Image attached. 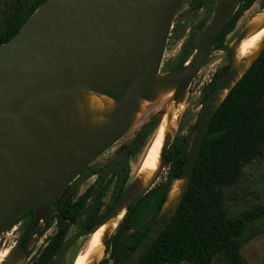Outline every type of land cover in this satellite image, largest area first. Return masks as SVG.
Masks as SVG:
<instances>
[{
  "label": "water",
  "instance_id": "obj_1",
  "mask_svg": "<svg viewBox=\"0 0 264 264\" xmlns=\"http://www.w3.org/2000/svg\"><path fill=\"white\" fill-rule=\"evenodd\" d=\"M114 1L118 6L111 9L107 0H85L90 25L82 26L73 18V7L79 0H45L20 30L0 46V148H4L11 159L9 171L0 159V234L27 210L40 206L37 203L59 181L52 200L41 204L43 209H35V222L44 220L64 190L127 131L135 100L147 96L160 71L171 27L185 0ZM263 11L264 7L256 15ZM229 13L225 4H216L194 60L188 65L187 61L166 78L168 83L178 84L175 100L185 93L211 53L222 49L214 45L234 14ZM235 76L231 67L204 106L187 168L180 177L187 178L188 185L211 119L219 107L213 109L215 96ZM79 90L102 93L117 102L114 119L100 137L78 128L61 130L51 101ZM8 116L16 117L19 124V144L15 152H10L1 141L2 125ZM87 143L93 146L83 150ZM170 145L162 153L163 164ZM72 147L82 152L80 160L69 157ZM67 169L69 174L65 175ZM175 180L154 228L123 264H140L175 215L180 203L175 211L172 204L166 208ZM131 187L132 184L114 210L91 233L104 224L126 198L130 203L137 194H131ZM168 213L170 217L166 216Z\"/></svg>",
  "mask_w": 264,
  "mask_h": 264
},
{
  "label": "trees",
  "instance_id": "obj_2",
  "mask_svg": "<svg viewBox=\"0 0 264 264\" xmlns=\"http://www.w3.org/2000/svg\"><path fill=\"white\" fill-rule=\"evenodd\" d=\"M45 0H16L4 31L0 33V46L9 41ZM256 0H241L236 12L229 19L215 42V47L227 48L231 60L232 50L225 39L238 24L240 18ZM192 10L209 6L210 15L198 27L204 30L215 11V0H190ZM264 7V0L260 1ZM27 8L28 12L23 13ZM182 68L193 55L191 46L183 47ZM230 71L229 64L216 72L205 87L204 100L223 81ZM198 121L187 135L175 136L165 155L169 170L165 181L150 187L141 195H135L127 206L125 216L107 242L109 255L100 264H123L140 247L157 223L173 181L183 176L190 157L192 133ZM143 141L137 138L134 147L140 149ZM134 153V151H132ZM264 155V49L246 73L230 90L214 113L196 165L195 173L182 197L175 215L140 264H213L217 258L226 257L227 264H245L241 249L247 242L255 220L263 214V207L256 206L240 216L230 217L224 205V188L235 185L242 177L243 169L255 158ZM130 166L126 164L118 174L112 200L104 201L98 183L92 184L84 194L74 200L63 192L44 218V228L49 229L56 218V232L44 249L28 264H59L58 259L71 245L68 232L72 220L83 235L90 234L96 226L114 210L127 189ZM29 217L26 229L18 241V247L28 252L39 222H35V209H29L12 222Z\"/></svg>",
  "mask_w": 264,
  "mask_h": 264
},
{
  "label": "rangeland",
  "instance_id": "obj_3",
  "mask_svg": "<svg viewBox=\"0 0 264 264\" xmlns=\"http://www.w3.org/2000/svg\"><path fill=\"white\" fill-rule=\"evenodd\" d=\"M15 1L0 0V33L4 31L13 14L14 9L12 6ZM33 2L34 0H28L29 5ZM259 2L260 0L256 3L258 9H260ZM107 5H109V0H107ZM26 12H28L27 8L23 10V13ZM209 15V6L192 10L190 0L183 2L171 27L159 73L170 74L176 71V67L184 59L183 47L186 43L191 46L193 53L196 52L197 47L202 41L203 34V30H200L198 25ZM237 25L226 37L225 45H230V42L235 38ZM226 50V48H222L211 53L204 66L187 87L185 93L180 97L185 99L187 113L183 116V122H180V128L176 136L189 134L196 122L200 121L204 106L208 101L204 100L205 87L211 83L213 75L221 71L229 63ZM160 120V109L153 108L146 112L140 120L133 121L118 141L91 162L64 191H67L69 195H73L74 198H79L92 184L98 183L104 194L105 202H111L114 187L118 182L119 171L126 164H129L130 176L128 185H131L146 149L159 128ZM195 135L196 130L192 133V144ZM137 138L143 141L140 149L134 147V141ZM168 170V165L164 164L161 175L155 181L138 190L136 195H141L150 187L165 181ZM223 190L225 195L224 205L230 217L240 216L243 212L256 206L263 207V214L255 220L253 230L247 242L243 245L241 252L245 264H264V155L255 158L251 163L246 165L241 179L235 185L227 186ZM53 207L54 204L50 207V210ZM43 208L44 205L35 207V209L40 210ZM56 220L55 218L53 225L49 229L44 228L43 220L39 221L38 229L33 236L27 253H24L17 244L26 229L29 217L20 219L11 229L2 232L0 234V246L4 250L8 249V254L1 264H28L32 258L38 256L49 238L55 234ZM88 237L89 235L81 233L76 223L72 224L68 232V241L71 240L72 245L60 255L58 259L59 264H72L77 253L87 243ZM180 264L195 263L183 262ZM213 264H227L226 257L215 259Z\"/></svg>",
  "mask_w": 264,
  "mask_h": 264
},
{
  "label": "bare ground",
  "instance_id": "obj_4",
  "mask_svg": "<svg viewBox=\"0 0 264 264\" xmlns=\"http://www.w3.org/2000/svg\"><path fill=\"white\" fill-rule=\"evenodd\" d=\"M84 3L85 0H79L78 4L73 7V18L77 25L89 26V16L85 11ZM215 3L225 4L230 10L229 14H233L240 4L239 0H215ZM107 6L115 9L118 5L114 0H109V5ZM260 10L257 6H254L245 13L239 22L235 33L236 39L229 46L233 55L231 67L232 71L236 72V76L216 94L213 109L219 106L226 98L231 88L246 73L264 49V11L256 15ZM97 11L99 12V10ZM253 16L255 17L252 19ZM196 54L197 51L188 59L187 65L194 60ZM169 75L168 73H157L147 96L135 100L134 111L127 125L128 128L133 121L140 120L146 112L153 108H159L161 111L159 128L136 170L130 189L132 195L161 175L164 168L162 153L173 141L180 128V122H183V116L187 113L185 99H182L183 97L179 100L174 99L178 84L168 83L166 78ZM51 104L58 115L61 130L78 128L96 137H100L110 126L117 110V102L113 98L90 90H79L64 94L59 98L53 99ZM42 121L46 124L44 116ZM1 131V141L10 152H15L19 144L20 134L17 118L13 116L6 117ZM92 146V143H87L83 150ZM82 156V152L75 147L69 150V157L72 160H80ZM0 159L9 171L11 169V159L4 148H0ZM68 174L69 170L67 169L65 170V175ZM59 186L60 182L56 181L37 205L50 202ZM187 186V178L183 177L175 180L166 208L172 204V210L175 211ZM129 200V198H126L119 209L104 224L90 234L88 241L86 240L87 243L77 253L72 264H100L104 260L107 255L106 242L124 217ZM166 216L170 217L171 213ZM7 254L8 249L4 250L0 246V264Z\"/></svg>",
  "mask_w": 264,
  "mask_h": 264
},
{
  "label": "flooded vegetation",
  "instance_id": "obj_5",
  "mask_svg": "<svg viewBox=\"0 0 264 264\" xmlns=\"http://www.w3.org/2000/svg\"><path fill=\"white\" fill-rule=\"evenodd\" d=\"M260 1H261V0H260ZM257 2H258V0H256V1L254 2V4H253L248 10H250L251 8H253L254 6H256V3H257ZM259 5H260V2H259ZM261 8H263V7H260V9H261ZM260 9H259V10H260ZM248 10H247V11H248ZM247 11L244 12V14L242 15V17L245 15V13H246ZM242 17H241V18H242ZM241 18H240V20H241ZM240 20H239V22H240ZM239 22H238V25H239ZM238 25H237V27H238ZM235 39H236V38H234V39L230 42V44H231ZM214 46H215V45H214ZM229 46H230V45H229ZM226 49H227V48H226ZM230 49H231V48H230ZM232 57H233V55H232ZM228 62H229V63H228L229 66L231 67L232 58H231V60L228 59ZM228 64H227V65H228ZM227 65H226V66H227ZM224 67H225V66H224ZM213 76H214V75H213ZM211 81H212V80H211ZM64 192H65V191H64ZM62 194H63V193H62ZM67 196H71V197H73V195H69L68 193H67ZM73 199L76 200V199H78V198H74V197H73ZM104 201H105V200H104ZM108 203H109V202H108ZM77 221H78V219L75 218V219H73L71 222H72V224H74V223L77 224ZM77 225H78V224H77ZM78 227H79V226H78ZM79 229H80V228H79ZM80 230H81V229H80ZM89 236H90V234H89Z\"/></svg>",
  "mask_w": 264,
  "mask_h": 264
}]
</instances>
